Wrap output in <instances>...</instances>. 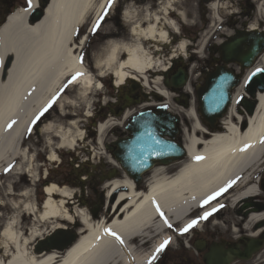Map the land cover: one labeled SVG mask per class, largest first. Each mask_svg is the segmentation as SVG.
I'll use <instances>...</instances> for the list:
<instances>
[{
	"label": "bare ground",
	"instance_id": "1",
	"mask_svg": "<svg viewBox=\"0 0 264 264\" xmlns=\"http://www.w3.org/2000/svg\"><path fill=\"white\" fill-rule=\"evenodd\" d=\"M166 3L171 4V0H166ZM35 4L36 0H31L27 9L19 10L9 17L0 30V174L21 156L28 164V172L35 177L32 174V159L26 157L28 152L21 142L29 129L33 131L36 115L53 96L58 99L65 77L83 73L74 83L79 92V101L86 103L92 90H98L102 85L82 64L77 54L87 35L77 45L73 43V36L89 16H93L94 21L99 20L108 6V0H51L41 20L31 24L26 18ZM210 9L215 17L213 20L217 19L219 9L225 10L217 3L212 4ZM257 9L264 11V0ZM159 14L164 18L163 24ZM122 15L124 23L129 26L132 43H109L106 55L94 62L97 78L110 77L113 88H120L128 81L135 80L134 84L138 83L141 89L148 91L152 84L153 95L157 93L169 99L168 92L162 88L160 76L171 61L176 58L184 60L189 46L183 41L178 42L168 62L161 64L158 57L161 48L170 45V33L175 35L178 32L175 23L165 21L172 14L163 7L158 13L145 15L140 20L136 19L133 10H125ZM179 19L183 20L182 17ZM249 28L257 30L255 25ZM7 59L9 62L6 63ZM263 67L264 55H261L253 69ZM150 74L156 75L155 78ZM245 80L246 77L233 92V103L221 123L222 134H211L206 138L204 129L196 124L193 113L187 112L193 126L184 135L187 156L178 166L177 174L166 178L163 168L152 170L148 191L140 196L135 194L134 186L128 181L124 182L128 189V199L125 201L131 204L123 207L120 215L112 218L108 225L99 219L96 222L77 205L72 213L68 205H75L73 192L55 183L42 188L43 203L39 208L27 201L31 198L30 192H22L19 196L21 200L14 209H21L24 215L34 216L35 224L30 235L25 236L20 232L17 222L20 213L5 223L0 233V264H147L163 241L169 240L168 246L174 243L173 238L166 234L164 219L157 212V206L164 218L171 225H178L181 231L189 223L187 215L193 209L202 208L204 214L216 208L211 201L203 204L213 194L228 190L232 206L256 195L254 175L264 169V91L257 94V107L253 114L240 116L235 104L243 93ZM58 104L76 105L71 100L63 99ZM128 115L129 111L124 119ZM69 124L70 129L66 132L58 131L55 134L60 151H73L76 144L83 140L84 136L78 132L75 121ZM108 127L107 122L97 126L99 144ZM49 128L44 122L39 131L48 132ZM49 154V162L59 160L53 151ZM196 157L203 159L197 160ZM17 168L20 170V167ZM115 184H109L111 190L108 193L116 191ZM118 197L123 201L122 195ZM256 219L258 215H251L247 224ZM59 222L81 225L75 244L64 252L45 251L37 254L28 251L30 242L44 238L57 228H64ZM45 224H54L47 234L39 229ZM105 229L118 235L123 243L106 234ZM142 240L147 243L145 251L141 249L143 244L132 245ZM234 258L228 254L225 264Z\"/></svg>",
	"mask_w": 264,
	"mask_h": 264
},
{
	"label": "rangeland",
	"instance_id": "2",
	"mask_svg": "<svg viewBox=\"0 0 264 264\" xmlns=\"http://www.w3.org/2000/svg\"><path fill=\"white\" fill-rule=\"evenodd\" d=\"M262 2L263 0H171V4H167L166 0H113L111 6H107L102 13L101 17L103 19L99 18V27L96 28L95 32L92 29L87 36L85 47L80 53V60L83 58L82 63L95 76L96 80H100L102 88L100 90H92L93 92L87 99V103L79 101L77 89L65 87L60 92L58 99L45 112L46 116L44 119L45 123L50 127L49 131L44 133L39 131L44 124L39 123L34 127L33 133L29 134L22 144V147L26 148L28 152L26 157L32 159V174H35V177H32L28 172V164L21 159V156L7 173L3 172L0 174V233L5 223L10 222L13 217L18 216V213H20L17 219L20 232L25 234V236L30 235V230L33 229L35 224L33 222L34 216L24 215L20 212L21 209L16 210L14 207L21 200L19 197L21 193L28 191L31 198L27 199V201L39 208L43 203L42 188L46 184L55 183L61 188L65 187L73 192L74 196L76 195L80 199L83 198L85 201L92 202L93 206L98 205V176L101 173H105V175L107 173L108 175L111 167L109 163L111 155H109L105 147L109 141L114 139L111 131L115 129L122 130L124 125L122 119H120L121 116L115 112L114 103L116 102V97L120 101V105L124 106V101L122 100L123 93L121 92L122 95H120V90L112 87L113 82L110 77L102 80L97 78L98 72L93 68V65L95 61L101 60L106 55L109 43H132L133 39L129 35V26L123 21V11L133 10L137 15L136 19L140 20L145 15L152 16L154 13H158L163 7L168 9V12L172 15L165 21L167 23H175L178 27V32L175 35L170 33V45L162 47L158 57H160L161 64L165 65L171 58V54L178 42L183 41L188 44L183 63L187 66L185 69H189V76L192 77L191 82L193 84L198 78V74H196L198 69L200 67H208V63H211L210 57L212 55L207 54L209 46L213 44L218 46V43L224 42L226 37L235 34V31L249 28L252 25L258 26L261 22V25H264V11L257 9ZM216 3L219 7H224L225 10L219 9L216 13L217 19L213 20L215 17L209 7ZM247 3L251 5L253 10L249 15H247L249 13L248 9L246 11L243 10L245 8L243 5ZM160 17L162 19L161 24H163L164 18L161 15ZM180 17L183 20H180ZM92 22L93 16H89L83 30L85 33L89 30ZM96 24L97 22L94 25ZM151 51L153 52V50ZM155 56L157 55L155 54ZM209 65L212 66L211 64ZM150 75L154 78L156 76L154 74ZM138 90L140 93L148 92L147 97H151V92L154 91L152 84L148 91L140 87ZM61 99L64 101L71 100L76 105L64 104L61 106L58 104ZM150 102L154 103L153 101L145 100L143 104ZM133 107L129 106L127 110L131 111ZM71 121H75L77 124L78 132L84 136L83 140L76 144L77 147L73 151L64 149L60 151L57 149L58 140L55 134L58 131L61 133L70 129L69 123ZM106 122L110 127L104 132L102 143L99 144L96 128L99 124ZM72 130L75 131L76 129L72 128ZM220 130L222 131V129ZM51 151L58 157V161L52 163L48 161ZM17 167H20V170ZM15 168L17 170H14ZM43 174H46L44 179L42 178ZM37 178L39 179L38 182L35 181ZM83 178L85 179L83 180ZM81 179L84 181L82 182L84 187L83 196H81L79 188L76 186ZM73 202H75V205H68L72 213H74L77 205L78 208L84 209L93 217L92 214L95 210L92 209L93 206L89 207L87 204L80 206L77 204V199ZM225 219H227V214L224 216ZM59 223L64 227L73 226L67 222ZM54 224H45L39 229L43 234H47ZM218 224L220 225V221H218ZM175 228L177 229V227ZM183 233L173 232V235H181L182 238H178L177 242H174L170 248L172 250L180 248L181 251L185 249L191 253L192 248H190V244L185 243L186 238L183 237ZM33 246L34 242L32 241L28 245L29 252H32ZM141 249L145 251L146 244L142 245ZM235 251L236 253L234 251H228V253L233 258L241 256L250 260V257L254 254L261 255L260 258H263L262 248L259 252H257V248L256 250H251L245 247L237 248ZM237 260V258H234L230 264H234Z\"/></svg>",
	"mask_w": 264,
	"mask_h": 264
},
{
	"label": "flooded vegetation",
	"instance_id": "3",
	"mask_svg": "<svg viewBox=\"0 0 264 264\" xmlns=\"http://www.w3.org/2000/svg\"><path fill=\"white\" fill-rule=\"evenodd\" d=\"M37 5L36 11L31 13L28 17L29 23L31 24L35 23L37 16L43 11L44 0H38ZM28 6L29 4L27 0H0V29L13 13H16L21 9H27ZM243 6H245L243 10H249L247 15L252 13L248 3ZM261 30L264 31V27H261ZM207 52L210 56L212 55L210 57L211 63L209 62L208 67L205 69L200 68L198 70L199 77L196 82L193 83V86L191 85V87H195V89L193 88V90L188 91L186 89L175 90L172 87H168L167 90L171 94L170 101H166L157 94L154 95L152 98L155 100L154 106L133 108L129 111V115L125 119L122 130L115 129L114 131H111L114 139L109 141L106 148H110V154L113 159L115 158L114 154L117 152V147L131 146L130 142L134 139V131L137 127L136 121L144 117L146 113H149L155 121H168V119L175 120V126L171 130H165L166 135L163 136V138L173 144L179 145L182 143L184 140V134L190 132V129L193 126V122L186 115L189 110L188 106H191L192 104L196 116L199 117L198 90H200L199 88H202L204 82L209 77L208 75L214 71V68L222 65L219 60L220 55L218 54V49L215 46L209 47ZM229 68L234 70L235 74L240 75V81L246 73V71H241L237 64H232ZM177 70L178 66L174 64L172 74H175ZM237 88L238 87H236L233 92ZM121 90L123 93L122 98L125 108L123 109V105H120L117 100L114 105L115 112L120 116L125 114V110L129 106L135 105V103L143 97L136 87L131 85V83L125 84ZM174 93H176L177 96H174ZM143 99L147 98L143 97ZM255 104V95H251L245 88L236 105L238 108V114L240 116L251 115L249 112L256 107ZM211 120H215L217 124L221 122L217 121L214 117H211ZM200 124L202 127L210 129L205 120L202 119ZM159 128L160 125L158 124L153 128L152 132L154 139L160 137L159 132H157ZM166 163V165L161 163L155 164V166L148 171L140 172L132 167L125 168L121 161L114 160L110 165L111 167L108 175L107 173L106 175L105 173H101L98 176V205L93 206L94 204H92V202L81 199L82 204H87L89 207L93 206L92 209H95L97 216L101 217V219L108 224L112 218L118 216L119 212L123 210V207L127 203L125 200L128 199V189L124 185V182L130 181L133 186H135L136 195L142 194L146 191L149 178L151 177L150 172L152 170L159 169V167L163 168L166 178H170L175 174L180 165V163L174 161L173 158L167 159ZM253 181H255L256 195L246 198L245 201H241L234 206H232L231 203L225 205L220 202L215 203L216 211H214L207 219L198 222L197 231L194 233L188 232L183 235V237L186 238L185 243H188V245L190 244V248H192L191 253L189 250L185 249L181 251L180 248L176 250L167 248V250L163 252L161 258L154 264H221L222 258L220 256L222 252H226L227 250L234 251L236 248H244L247 247L248 244L255 245L258 251L262 248L263 258H260L261 255H253V259L251 257L247 262L236 261L234 264H264V169L254 175ZM111 183H116L115 185L117 188L114 193H108L110 190L109 184ZM119 195H122L123 199L121 200L123 201L119 200ZM221 205L223 207H221ZM225 214H227V219L224 220ZM251 215H258V219L247 224ZM218 221H220V225L222 226L218 224ZM174 242H177L176 238H174ZM196 244L200 250L203 251L202 253L197 251L195 247ZM206 254L209 257H213V261L207 263V261L204 260Z\"/></svg>",
	"mask_w": 264,
	"mask_h": 264
},
{
	"label": "water",
	"instance_id": "4",
	"mask_svg": "<svg viewBox=\"0 0 264 264\" xmlns=\"http://www.w3.org/2000/svg\"><path fill=\"white\" fill-rule=\"evenodd\" d=\"M51 0H45L44 8L48 6ZM41 13L36 19L41 20L44 16V12ZM248 45L246 51L242 50V46ZM264 48V37L260 33H254L250 36H244L238 34V37L232 39L224 46H221L222 60L225 64L229 62H237L242 68H249L253 64L254 59L261 54ZM224 69V68H222ZM166 77V74L163 75ZM186 73L179 70L174 76L171 77L170 84L165 82L166 85H170L173 88H181L186 82ZM236 85L235 77L230 73L228 74L224 70L215 72L209 81L206 83V91L200 96V108L201 115L204 119L209 120L210 115H215L218 118L226 112L227 105L230 101L229 91ZM251 94L254 92L255 87L259 88V92L264 91V72H257L255 76H251L248 83ZM161 125V128L157 132L159 134H166L164 128L172 127L171 123L165 124V122L155 121L146 117L139 125H136L134 131V139L130 142L131 146L120 147L117 159L122 161L123 165L127 166V162L134 167L148 169L151 164V160H164L169 156L175 157L180 160L186 152L183 148H178L172 145L171 142H166L160 139L153 138V128L155 125ZM213 125V123H211ZM153 126V128H152ZM81 192L84 188L79 185ZM77 235L68 236L67 232L57 229L54 234L47 236L44 240L38 241L35 246V252L41 254L45 251H64L68 246L72 245L76 240Z\"/></svg>",
	"mask_w": 264,
	"mask_h": 264
},
{
	"label": "snow or ice",
	"instance_id": "5",
	"mask_svg": "<svg viewBox=\"0 0 264 264\" xmlns=\"http://www.w3.org/2000/svg\"><path fill=\"white\" fill-rule=\"evenodd\" d=\"M30 2L31 0H29V6H30ZM113 0H108V7L111 6ZM106 14V13H105ZM101 19H103V17H101ZM99 27V21L97 22L96 25H94L93 27V32H95L96 28ZM83 58H81V61H82ZM257 72H264V69H261V68H258L256 69L255 72L252 73V76H255ZM83 73H76L75 75L72 76V78L68 81V84H71L73 83L78 77L82 76ZM251 77H249L250 79ZM68 84L65 85V87L68 86ZM57 97L56 96H53L51 100H49V102L47 103V105L36 115L35 119L33 120V123H35L36 121H38L40 119L41 116L44 115L45 112L48 111L49 108L52 107V105L55 103ZM11 125H9L10 127ZM31 130V129H29ZM245 147H248V145H246ZM197 160H200V159H203V157H196ZM11 168V165H9L7 168L4 169V172L7 173ZM223 191V190H222ZM216 195L218 194H213V196L209 197L207 200H205L203 202V204H207L210 200L212 199H215ZM203 204L201 205V207H203ZM221 207H223L221 205ZM157 212L160 213V216L162 219H164V223L165 225L168 227V228H171L172 225L167 221L166 218H164V215L162 212H160V209L159 207L157 206ZM213 211H216V209H213ZM212 213L211 212H205L199 219L201 220H204V219H207L208 216H210ZM199 221L198 220H192L190 223H188L183 229H181V232H187L189 229L193 228ZM106 234L108 235H111V236H114L115 239L119 242V243H123V241L121 240V238L116 235L115 233L111 232L110 230L108 229H105L104 230ZM170 243L169 240H165L163 241L155 250V253L153 254V256L148 260L147 264H153V260H155L156 258V254L160 253V252H163L164 249L166 248V246Z\"/></svg>",
	"mask_w": 264,
	"mask_h": 264
}]
</instances>
